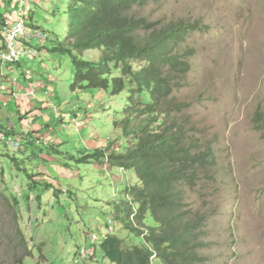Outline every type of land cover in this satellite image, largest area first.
Returning <instances> with one entry per match:
<instances>
[{
    "label": "rangeland",
    "instance_id": "374dc122",
    "mask_svg": "<svg viewBox=\"0 0 264 264\" xmlns=\"http://www.w3.org/2000/svg\"><path fill=\"white\" fill-rule=\"evenodd\" d=\"M10 3L0 0V9L11 14L17 3ZM66 3H29L27 25L60 39ZM130 15L200 29L176 51L190 69L174 77L168 100L188 143L215 153V168L199 170L184 192L183 219H207L199 264H264V138L253 123L264 110V0H152ZM51 42L37 56L0 63V264H112L102 240L116 235L127 249L141 246L156 226L146 217L141 236L126 229V207L131 222L136 215L127 189L140 184L108 159L133 145L120 127L127 91H72L75 66L50 53ZM102 54L79 58L97 62ZM96 151L104 157L91 158Z\"/></svg>",
    "mask_w": 264,
    "mask_h": 264
},
{
    "label": "trees",
    "instance_id": "16d2710c",
    "mask_svg": "<svg viewBox=\"0 0 264 264\" xmlns=\"http://www.w3.org/2000/svg\"><path fill=\"white\" fill-rule=\"evenodd\" d=\"M149 1L67 0L65 10L57 11L63 38L55 41L52 37L49 52L71 58L75 66L72 91L102 90L111 96L127 91L126 118L121 126L115 125L133 145L125 153H110L108 159L112 166L134 172L140 184L127 189L136 215L131 222L132 210L126 207V229L141 236L144 232L139 228L144 227L146 217L156 226L146 229L141 246L128 249L119 237L108 235L98 247L102 256L112 264H151L153 256L159 264H199L204 261L198 253L200 230L207 219L205 215L183 219L188 216L184 192L192 180L199 179V170L215 168V153L210 145L188 143L172 118L168 100L178 86L174 77L182 78L190 69L176 51L200 29L186 22L159 27L130 15L134 7ZM4 21L0 14V25ZM93 50L103 53L97 62L79 58ZM138 63L141 65L135 67ZM253 123L264 138V110L256 112ZM96 152L91 158L104 157Z\"/></svg>",
    "mask_w": 264,
    "mask_h": 264
},
{
    "label": "built area",
    "instance_id": "2783aa9c",
    "mask_svg": "<svg viewBox=\"0 0 264 264\" xmlns=\"http://www.w3.org/2000/svg\"><path fill=\"white\" fill-rule=\"evenodd\" d=\"M15 3H17L18 7L17 5L14 7ZM15 3H13V7L14 11L17 12V19L14 22L6 19L0 27V36L4 46V49L0 50V63L7 65L16 64L23 58L37 56L39 48L45 46L51 39L50 35L45 31L37 28L32 29L27 25L30 14L27 9L29 3L26 0H17ZM24 33H28L30 39L26 38L23 35ZM32 41L36 42L37 45H31ZM133 210L136 211L134 207ZM151 260H156L155 256Z\"/></svg>",
    "mask_w": 264,
    "mask_h": 264
},
{
    "label": "crops",
    "instance_id": "0c3cea01",
    "mask_svg": "<svg viewBox=\"0 0 264 264\" xmlns=\"http://www.w3.org/2000/svg\"><path fill=\"white\" fill-rule=\"evenodd\" d=\"M13 3H15V0H13V1L11 0V3H10L11 9H13V5H14ZM0 14L3 15V17L5 19H9L11 22H14L16 19V16H17V12L14 10L11 14H8V12L5 10V6L4 7L1 6ZM18 91H20V90L18 89ZM15 95L17 96V94H15Z\"/></svg>",
    "mask_w": 264,
    "mask_h": 264
},
{
    "label": "bare ground",
    "instance_id": "6f19581e",
    "mask_svg": "<svg viewBox=\"0 0 264 264\" xmlns=\"http://www.w3.org/2000/svg\"><path fill=\"white\" fill-rule=\"evenodd\" d=\"M46 46V45H45ZM145 232V231H144Z\"/></svg>",
    "mask_w": 264,
    "mask_h": 264
}]
</instances>
